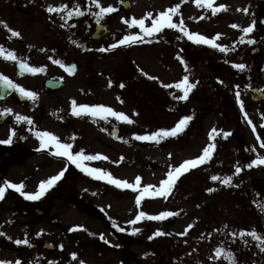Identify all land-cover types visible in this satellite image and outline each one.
Masks as SVG:
<instances>
[{"label":"rangeland","instance_id":"1","mask_svg":"<svg viewBox=\"0 0 264 264\" xmlns=\"http://www.w3.org/2000/svg\"><path fill=\"white\" fill-rule=\"evenodd\" d=\"M122 1L100 0L102 6L117 11L99 19L95 16L99 9L91 0H37L27 8V17L12 9L7 11L13 13L6 14V19L16 20L13 29L21 35L9 39L10 33H2L1 45L7 51L11 44L23 42L25 51L29 56L31 53L28 64H43L49 71L58 72L64 85L42 96V104L26 112L34 121L32 143L28 144L31 156L23 164L7 166L0 153V186L6 181L22 182L24 191L36 192L41 181L62 169L64 175L39 200H28L11 188L6 190L0 200V262L228 264L224 256L230 251L235 264H264V245L251 235H240L241 230H255L264 237V165L244 167L239 175L235 174L237 162L244 166L258 156L264 157L260 146L264 141V0H214V7L227 6L215 15L194 0H127L128 9ZM62 4L70 8L78 5L83 17L73 16L66 22L62 19L66 12L46 10L50 5ZM177 4L181 7L173 16L174 22L183 19L188 30L209 38L220 33L216 42L227 45L228 51L194 43L182 32L167 27L140 42L110 47L124 35H144L138 25L130 26L133 18L144 19L150 27L161 11ZM253 21L255 30L245 35L242 29ZM73 23L77 24L74 28ZM86 23L91 24V31L97 24H105L108 31L99 41L89 40V36H83ZM232 24L240 27L233 28ZM241 37L255 43L241 42ZM52 45H56L55 51H49ZM178 57L183 58L187 71ZM72 63H76V71L68 74L64 67ZM238 63L245 64L246 69L234 68L233 64ZM185 75L196 86L187 100H180L177 97L183 91L174 85ZM237 90L244 102L243 111ZM73 100L78 110L80 105H104L125 113L133 123L88 113L76 116ZM185 115L193 119L176 137L159 142L135 138L172 128ZM113 128L118 130L117 136ZM212 129L217 133L210 138ZM44 130L57 135L61 142L72 143L73 151L108 157L87 161L86 166L100 168L132 184L140 176V187L118 188L68 163L51 148L41 149L36 132ZM224 133L230 135L225 138ZM35 137L37 142L33 141ZM209 144L215 145L211 159L181 174L167 198L145 196L137 206L136 197L144 186L153 185L152 190L159 187L168 171L186 159L199 157ZM212 175L232 176L233 180L231 185H224L212 181ZM66 177L69 182H64ZM209 188L216 190L206 191ZM36 208L43 213L37 215ZM140 211L178 214L129 223ZM53 219L58 222L53 223ZM75 226L82 227L72 230ZM158 229L165 234L154 235ZM186 229V235H179ZM18 239H28L29 243L16 244ZM43 241L53 242L55 248L43 249ZM31 243L38 244L37 248L29 249ZM217 249L226 251L219 253ZM72 253L77 254L76 259Z\"/></svg>","mask_w":264,"mask_h":264},{"label":"snow or ice","instance_id":"2","mask_svg":"<svg viewBox=\"0 0 264 264\" xmlns=\"http://www.w3.org/2000/svg\"><path fill=\"white\" fill-rule=\"evenodd\" d=\"M93 4H95L96 8L99 9L95 13V16L97 19L102 18L106 14H110L113 11H117V9L113 8L112 6H102L100 3V0H91ZM194 2L197 5L201 6H207L208 8L212 9L213 15H215L218 11L220 10H226L227 6L226 5H219V7H214V0H194ZM181 5L177 4L174 7H170L165 11H161L158 15L157 18L152 20L151 26L148 27L145 25V20L144 19H135L133 18L131 21V25H138L140 32L143 33L144 35H140L139 33L135 34H129V35H124L117 43L112 44L110 47L115 48L117 46H122L126 45L129 43H137L140 42L144 39L145 36H153L156 33H160L165 27L169 29H176L179 32H182L184 36L187 37L188 40L193 41L194 43L197 44H205L209 45L213 48L219 49L221 52H227L228 51V46L225 44L217 43L216 41L220 38L221 34L217 33L214 38H209L205 35H202L200 33H193L192 31L188 30L187 27L184 24L183 19H180L179 23L174 22L173 16L178 12L180 9ZM49 13H59V12H66V16L62 17L66 22L67 20H70L73 16H79L82 15L80 7L74 6V7H69L68 4H62L60 6H48L46 9ZM239 10V9H238ZM245 13L248 12V9L245 8L243 9ZM149 16H151V13H148ZM204 17H200V19H203ZM123 19V18H122ZM3 23V22H0ZM127 23V21H125ZM63 26V25H62ZM5 27L7 25L5 24ZM231 27L233 28H238L240 27L237 24H232ZM255 30V21H253L249 26L244 27L242 29L243 33L245 35L251 34ZM11 34L15 37H19L21 33L16 30H10ZM74 44L76 41H72ZM241 42H248V43H255L254 40H248L244 41V38L241 37ZM106 49H101V51H105ZM43 51V49H42ZM0 57H3L4 59L12 60V61H18V66L20 69V74H23L24 72H30L32 74H36L38 72L44 71L43 68H38L35 66H31L28 63H26L24 60L19 59L16 55L14 50H5L3 45H0ZM178 59L181 60V63L184 64L183 58L178 57ZM55 63L61 65L62 67L63 62L60 60L54 61ZM72 68L75 67V65L71 66ZM185 71H187V65L184 64ZM233 67L240 70L244 71L246 69V65L242 63L238 64H233ZM71 71V68L68 69ZM142 71V70H141ZM147 75V73H145ZM153 79H156L155 77H152ZM220 83H223V81H219ZM0 85L7 89H12L15 90L20 96L27 98V99H35L37 97V93L34 91L26 90L23 86L19 85L18 83L14 82L11 78L7 77L6 75L0 73ZM111 86V82L109 84ZM176 88L182 89L183 95L177 97L180 100H187L190 91L196 86V83L190 82L189 76L185 75L183 76L182 80L179 83H176L174 85ZM120 87H124V84L121 83ZM237 89H239V85L235 86ZM240 92L237 90L236 91V97L238 103L241 105V109L243 111V106L244 102L240 99ZM123 102V101H121ZM73 104V114L76 116H80L82 113H88L91 114L92 116H99L102 119H108L109 116L115 117L118 120L128 122V123H133V121L129 118L128 115H126L123 112L115 111L111 107H107L104 105H80L79 110L76 107V101H72ZM12 112V109H4L3 111H0V115H7ZM244 115L246 118H248V114L245 111ZM193 119L192 116L185 115L183 116L172 128H160L151 134H145V135H136L135 138L140 141H155L159 142L160 140L168 137H176L178 134L182 133L185 128L187 127L189 121ZM16 120L18 123L20 122H27L29 125L33 124L34 121L31 117L28 116H21L19 114H16ZM248 123L252 124V121L250 118H248ZM253 130L255 131V126H253ZM14 131V130H13ZM217 133L216 129H212L210 132V138L214 136ZM230 135V133H224L225 138ZM36 136L40 139V148L41 149H46V148H51L53 150V154L61 156L66 158L67 162L75 165L77 168H80L82 171L87 172L89 175H93L96 179L100 180H106L109 184L115 185L118 188H125V189H132V190H137L140 185H141V180L142 178L140 176H137L135 178V184L129 183L126 180H121V179H116L114 178L111 173H107L104 170L100 168H93V167H88L86 166L85 162L87 161H95L98 159H108L106 156H102V154H95V155H86L83 150L79 151H73V144L72 143H64L61 142L60 138L55 135L52 132L49 131H37ZM72 139H75L73 136ZM259 139V137H258ZM0 143H11V138L5 141H0ZM260 146L264 148V141H261ZM215 145L214 144H209L202 150V154L193 159H186L184 160L179 166H176L174 170H170L167 172V178L162 180L160 182V186L154 188L153 185H147L142 188V191H140V194L136 197V204L139 206L141 204L142 199H144L145 196H162L167 198V196L170 194V192L173 189V186L175 182L177 181L178 177L189 171L191 168L197 167L201 164H204L205 162L209 161L213 155ZM169 156L171 157L172 154L169 153ZM258 165H264V157H257L256 159H253L251 162H249L247 165L241 166L239 165V162H237V165L235 166V174L239 175L240 172L244 170V167L247 168H252L253 166H258ZM172 166H170L171 168ZM64 175V170L62 169L58 174L53 175L49 177L46 180H43L39 183L38 185V190L36 192H26L24 191V184L21 182L19 184L17 183H12V182H5L4 186H0V200H2L5 197L6 190L8 188H11L17 192H19L22 196H24L28 200H39L41 197H43L48 190H50L58 181L61 180V178ZM212 181H220L224 185H231L233 177L232 176H224L221 177L220 175H212L210 177ZM152 190V191H150ZM216 189L209 188L206 191L212 192ZM178 213H174L172 211H163L159 214L156 215H150L148 213H145L144 211H140L136 217L129 221V223L135 224L139 221L142 220V218H148L150 220H163L166 217H170L173 215H177ZM82 226H75L72 230H77L81 228ZM118 227V226H117ZM192 225H189L188 228H191ZM120 231H124L125 229L119 228ZM134 232H139L140 229H134ZM161 230H157L154 235H163ZM187 234V229L183 233H179V235H186ZM240 235L243 237L245 235H251L254 238H256L258 241L261 242L262 245H264V237L258 236L255 230H241ZM101 239H104L103 235L100 237ZM151 238V237H150ZM16 244H25L27 245L29 243L28 239H23V240H16ZM63 248V245L60 246ZM264 251V247L261 249ZM219 253H224L226 250H221L217 249L216 250ZM72 258L76 259L77 254L72 253ZM225 259L228 260V264H235V256L232 252L227 251L226 255L224 256ZM0 264H5V262H0ZM16 264H21V262L18 260L16 261ZM51 264V262H50ZM79 264H85L84 261H79Z\"/></svg>","mask_w":264,"mask_h":264},{"label":"flooded vegetation","instance_id":"3","mask_svg":"<svg viewBox=\"0 0 264 264\" xmlns=\"http://www.w3.org/2000/svg\"><path fill=\"white\" fill-rule=\"evenodd\" d=\"M35 4H37V0H3V2L0 0V22H3L0 23V45L2 33L3 35L10 33L9 39L13 36L10 30H14L13 25L16 20L10 21L6 19L8 18L6 17V14L12 15L13 13H9L7 11L12 9L17 13L23 14V17H27V12H29L27 8ZM1 6L3 7V9H1ZM5 24L7 25V27H5ZM76 26V23L72 24L73 28ZM89 27L90 24L86 23L83 36H89L90 40V34L86 32L87 30H89ZM77 37L79 36H76L75 38ZM73 40L75 39L73 38ZM3 46L6 50V46ZM55 47L56 45H52L51 47H49L52 48L49 49V51H55ZM25 48L26 44L21 42L18 46H13L11 44L9 50H14L15 55L19 59H22L26 63H28L31 53L29 56V52H26ZM1 60H3L4 62ZM0 62L3 63V65L0 66V73L11 78L14 82L23 86L26 90L34 91L37 93V97L34 100L27 99L20 96L15 90L7 89L0 85V111L9 108L12 109L11 113L7 115H0V141H5L11 138V143H0V153L3 155V158L6 159L7 166H18L20 164H23V160H25L26 158L28 159L31 156V153H33L31 147H29L28 144L32 143L34 132L31 129L32 126L29 125L26 121L18 123L16 120V114H19L21 116H28L26 112H31L34 107L41 105L44 99V95H48V93L58 91V89L56 88L49 87L46 84L47 80L62 78L64 82V78L60 76L61 74H58V72H55L54 70L49 71L48 68L43 64L36 67L43 68L44 71L38 72L36 74H32L30 72H24L23 74H20L18 61H12L11 64L8 65L7 63L9 62V60L0 57ZM66 68L67 66L64 67L65 70ZM30 116L31 115L29 114V117ZM2 132L4 133L3 135ZM1 135L3 137H7L3 138ZM33 141L37 142V137H35V140ZM41 213H43V211H41Z\"/></svg>","mask_w":264,"mask_h":264},{"label":"water","instance_id":"4","mask_svg":"<svg viewBox=\"0 0 264 264\" xmlns=\"http://www.w3.org/2000/svg\"><path fill=\"white\" fill-rule=\"evenodd\" d=\"M123 6L128 9L130 7V3L129 1H123L122 2ZM79 17V16H77ZM107 32V29L104 25H97L96 27V31L93 33L92 37L96 40H99L101 39ZM71 68V71L70 72H74V68L70 67ZM47 85L52 87V88H60V86H62V81L61 80H48L47 81ZM113 134L114 135H117L118 134V131L117 129H113ZM53 222H57L56 220H53ZM36 246L34 244H30L29 245V248L30 249H33L35 248ZM42 247L44 249H47V250H53L54 249V244L52 242H49V241H45L42 245Z\"/></svg>","mask_w":264,"mask_h":264}]
</instances>
